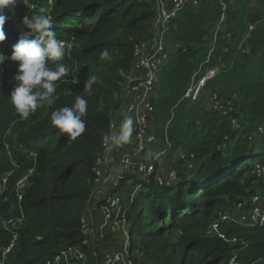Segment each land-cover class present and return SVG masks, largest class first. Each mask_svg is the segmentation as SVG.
<instances>
[{
  "label": "trees",
  "instance_id": "16d2710c",
  "mask_svg": "<svg viewBox=\"0 0 264 264\" xmlns=\"http://www.w3.org/2000/svg\"><path fill=\"white\" fill-rule=\"evenodd\" d=\"M224 4L225 11L219 0L187 5L171 23L169 59L158 74L150 128L159 148L167 146L166 137L170 140L167 159L182 150L195 156V166L189 169L178 161L173 165L179 174L177 184L160 187L152 178L129 207V250L138 257L137 250L142 249L146 264H229L234 257L237 264L264 262V227L232 221L239 203L264 197V186L253 174L256 164H264V135L255 136L264 128V0ZM10 9L4 25L7 38L0 45L9 56L22 33L30 31ZM51 9L48 15L58 39L72 44L61 59L50 61L53 68L64 64L69 69L56 82L54 103L22 119L10 100L17 62L6 60L0 81V182L10 174L0 196V223L24 218L9 264H41L82 244V221L95 189L97 160L111 114L123 103L125 79L120 73L132 67L135 45L150 37L156 16L154 0H59ZM250 23L257 27L244 41ZM104 48L111 59H100ZM216 66L221 67L220 74L207 83L200 99H183L193 75ZM92 76L95 82L86 88ZM211 92L235 111L227 116L207 111ZM77 96L88 102L82 117L86 129L70 139L51 124V114L73 106ZM31 170L19 204L16 184ZM247 176L253 180L244 184ZM225 205H234L235 213L223 212L229 216L223 222L219 214ZM214 223L218 233L209 235ZM219 235L238 243L227 244ZM113 243H100L89 264L101 263L104 253L115 249Z\"/></svg>",
  "mask_w": 264,
  "mask_h": 264
},
{
  "label": "built area",
  "instance_id": "2783aa9c",
  "mask_svg": "<svg viewBox=\"0 0 264 264\" xmlns=\"http://www.w3.org/2000/svg\"><path fill=\"white\" fill-rule=\"evenodd\" d=\"M219 1L222 2L225 11V0ZM202 2L203 0H155L156 16L150 30V37L135 45L132 67L128 72L121 71L120 73L125 79L123 103L111 114L106 135L119 134L120 127L127 117H132L134 121L133 133L126 143H105L103 140L95 169L97 179L92 193L93 199L90 206L87 207V215L82 221L84 236L82 244L62 250L41 264H89V259L97 257L96 248L100 246V243L110 244L112 242L115 243H113L115 249L105 252L103 260L99 264H135L130 258L129 250L132 228L127 217L129 207L134 204L139 192L142 191L145 184L150 183L152 178L160 187L177 184L179 174L173 165L178 161H183L189 169L195 166V156L188 155L182 150H179L172 159H167L170 147L172 148L170 140L166 137L167 146L163 149L159 148L155 130L150 128V118L154 113L153 101L157 98L158 74L169 59L170 44L168 39L171 23L184 7L187 5L197 7ZM31 8L34 9V6ZM29 15L30 13L27 12L22 17ZM224 19L225 15L223 14L222 21ZM261 22L264 23V13ZM256 27L257 25L252 23L248 25L244 41L250 38ZM220 28L221 25L217 27L216 32ZM240 48L242 49V47ZM242 52L248 53L247 50H242ZM5 66L6 61L0 65L1 83L6 73ZM203 71V75L199 78ZM220 71V66L200 68L191 78L190 86L183 99L192 102L198 101L207 83L217 78ZM206 110L220 112L223 116L235 111L222 104V99L217 92H211L208 95ZM235 122L236 120L232 124ZM261 135H264L263 127L259 128L255 136ZM32 174L33 171H29L16 184L19 204L23 201L25 189ZM254 174H257V178L264 186V164H256ZM9 178L10 174L1 179L0 196L6 192ZM92 203L93 208L91 207ZM245 213L247 214L245 215ZM220 217L223 222L229 220V216L225 214ZM232 221L250 227H264V197L253 196L249 201L239 203ZM23 222L24 218L21 217L4 220L0 223V264L10 263V257L18 246L19 229ZM218 229V223H214L209 233H218ZM5 237H9L8 243L3 242ZM108 238H110L109 241ZM219 238L227 244L238 243L237 239H227L224 235H219ZM229 264H237L236 258L234 257Z\"/></svg>",
  "mask_w": 264,
  "mask_h": 264
},
{
  "label": "clouds",
  "instance_id": "9594fccd",
  "mask_svg": "<svg viewBox=\"0 0 264 264\" xmlns=\"http://www.w3.org/2000/svg\"><path fill=\"white\" fill-rule=\"evenodd\" d=\"M17 0H0V45L6 40L4 25L8 20L6 10L13 8ZM41 7L37 14L23 18V25L30 31L22 33L21 38L13 45L12 52L6 55L0 47V65L6 60L16 63L17 84L11 92V103L22 119H27L37 109L54 103L57 81L68 75L69 69L64 64L52 67L50 61L59 60L72 44L58 39L54 29L53 18ZM100 59H111L109 50L104 48ZM95 77H89L85 87L90 88ZM77 83V81H75ZM87 100L77 96L71 107H62L52 112L51 124L68 138L75 139L84 133L86 124L82 118L87 111ZM134 121L127 117L123 121L119 134L106 135L105 143H126L133 133Z\"/></svg>",
  "mask_w": 264,
  "mask_h": 264
},
{
  "label": "rangeland",
  "instance_id": "374dc122",
  "mask_svg": "<svg viewBox=\"0 0 264 264\" xmlns=\"http://www.w3.org/2000/svg\"><path fill=\"white\" fill-rule=\"evenodd\" d=\"M58 1L59 0H52V1L51 0H17L16 5L13 8H11L10 11H12V13H11L12 17L16 21H18L21 24H23V17L22 16H24L25 13H27V12L30 13V15H29V17H30L33 14H37L41 7H44L45 9H47V13L46 14H49L50 11L52 10L51 8H53L55 6V2H58ZM154 3H155V0H154ZM32 6H34V9L31 8ZM15 8H16V10H15ZM8 11H9V9H8ZM230 121H231V123H234L233 119H231ZM253 174H254V171H253ZM254 175L257 176V174H254ZM249 180H253V178L251 176L245 177L244 178V184H246ZM235 208H234V205L231 206V207L225 205L222 208L223 211L221 209V212H220L219 215H222L223 212H225V214H229L230 212L235 213ZM138 212H139V207L136 206L135 209L133 210V216H134L133 219L134 220L137 218ZM246 214L247 213H245V215ZM208 234L211 235L210 233H208ZM134 246L136 247L137 244H135ZM230 246H233V245H230ZM137 251H139V253H140V254H138V257L135 255V252H132V255H131V251H130L131 260L132 261L133 260H138L137 261L138 263H135V264H146V260L143 259L142 249L138 248ZM133 263H134V261H133Z\"/></svg>",
  "mask_w": 264,
  "mask_h": 264
},
{
  "label": "water",
  "instance_id": "95a60500",
  "mask_svg": "<svg viewBox=\"0 0 264 264\" xmlns=\"http://www.w3.org/2000/svg\"><path fill=\"white\" fill-rule=\"evenodd\" d=\"M92 199H93V195L91 196V198H90V200L88 202V206H90V203H91Z\"/></svg>",
  "mask_w": 264,
  "mask_h": 264
}]
</instances>
